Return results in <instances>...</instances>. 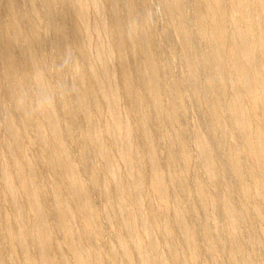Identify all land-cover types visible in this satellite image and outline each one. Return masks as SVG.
<instances>
[{
  "label": "bare ground",
  "instance_id": "obj_1",
  "mask_svg": "<svg viewBox=\"0 0 264 264\" xmlns=\"http://www.w3.org/2000/svg\"><path fill=\"white\" fill-rule=\"evenodd\" d=\"M155 3L0 0V264H264V0Z\"/></svg>",
  "mask_w": 264,
  "mask_h": 264
},
{
  "label": "clouds",
  "instance_id": "obj_2",
  "mask_svg": "<svg viewBox=\"0 0 264 264\" xmlns=\"http://www.w3.org/2000/svg\"><path fill=\"white\" fill-rule=\"evenodd\" d=\"M76 60L70 50L48 68L36 66L30 83L18 85L12 93L13 104L25 115L43 114L54 110L60 96L74 91L65 77L75 73ZM51 74V75H50Z\"/></svg>",
  "mask_w": 264,
  "mask_h": 264
},
{
  "label": "rangeland",
  "instance_id": "obj_3",
  "mask_svg": "<svg viewBox=\"0 0 264 264\" xmlns=\"http://www.w3.org/2000/svg\"><path fill=\"white\" fill-rule=\"evenodd\" d=\"M150 1H151V3H152V8H153V7L156 8L155 0H150ZM160 22H161V20H157V21H156V25H157L158 27H160V24H161ZM159 23H160V24H159ZM66 78H67V79H66ZM66 78H65L66 80H69V81H70V77L67 76ZM102 240H104V238H103Z\"/></svg>",
  "mask_w": 264,
  "mask_h": 264
}]
</instances>
